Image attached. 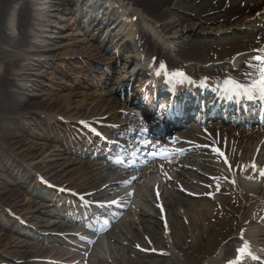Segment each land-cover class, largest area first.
<instances>
[{
  "label": "rangeland",
  "instance_id": "1",
  "mask_svg": "<svg viewBox=\"0 0 264 264\" xmlns=\"http://www.w3.org/2000/svg\"><path fill=\"white\" fill-rule=\"evenodd\" d=\"M31 1L34 2V5L41 11L38 12L36 7H34V10L38 12V18H33L35 15L34 12L36 11L32 12L29 23L25 27V32L28 34L31 43L35 42L37 45L34 47L29 44L20 48H14L9 45L0 44V76L5 74L8 80L16 78L17 80L15 81L13 91L15 95L19 93V100L7 102V108L15 106V104L13 105L12 103L22 104L18 109L19 115L13 116L9 114L8 118V111L6 112V108L5 110L0 109V264H25L23 262L24 257L35 254L32 253L33 245L31 239L16 234L17 230L27 233L31 232L33 227H36L39 234L40 232L42 233V231L48 232V230H50L44 222L38 223V217H42L40 212H38L40 209L50 212V207L48 205L40 204L39 197L47 196L46 189L43 188V181H40V176L45 175L54 183L68 180L69 183L75 184L81 189L96 187L98 190H103L105 182H110L118 178L120 174L126 172H119L114 169H106L103 167L96 169V167H92L90 163H96V161H85L78 156V152H75L72 154L64 153L61 159L57 161L50 157L46 158L45 161H38V163L36 161L37 164L31 167L30 170H32L34 175L39 177V179H33L31 177V172L30 174L27 173L25 176L19 177L11 175L15 165L14 162H12L14 148L11 147L10 144L16 140L13 137L15 132H23L24 129H22L21 125L34 127L40 122V117L44 118L47 123L53 122V115H56L53 113H64L66 117L68 116V122H65L64 119L65 124H58L57 126L62 133L63 129H70L73 126L72 118L79 114H85L91 118L99 116L100 114L110 117H112V115L119 116L118 113H115L124 109L125 105L118 96L110 94L112 89L109 85L112 82H121L126 76L124 61L121 60V63H119L117 67L114 66V57L110 53L105 54L103 59L99 60V54L97 52H99L101 47L99 48V45L92 46L94 42H91L88 36L84 35L83 32L77 28L74 19L70 15H63L58 11L60 6L59 3L56 2L57 0ZM75 1L78 2L80 0ZM120 1L129 4L135 11L141 13L144 17L154 20L142 7L132 0ZM23 3L24 0L14 1L7 15L4 17L5 22L3 30H5L7 34L18 36V24L20 21L18 10ZM113 4H118V0H113ZM260 13L261 11L258 10L251 12L249 18L255 24L252 23V27L249 29L238 28V33L244 35V33L250 32L254 26H262L264 30V17L260 20L256 19ZM153 22L158 27L159 33L162 32L164 35H167L166 31L169 27L166 31L160 28L161 25H164L165 21L154 20ZM233 26H237V22H234ZM254 38V45L246 50L240 49L237 53L245 55L249 52L250 54L248 56L251 57L254 51H264V32L262 34H255ZM154 47L155 54L164 58L170 65L176 64L192 72L202 71L204 69L203 67L208 63L220 60L218 59L199 64L198 62L181 57L176 53L177 48L173 52L166 53V55L160 53V51L162 52V50H165L167 47L163 41ZM49 48L52 50H48ZM124 56L123 54L121 58L124 59ZM252 58L253 57L249 59ZM16 60L19 63L18 67L12 66L10 63ZM245 61L246 63L249 62L247 59H245ZM31 63L35 65L32 70H23L24 68H22V66L25 67ZM248 64L251 65V63ZM89 67L92 68L93 73L85 72ZM100 68L112 70L111 72H113V75L109 79V83H104L105 75H102L103 69ZM99 69L100 71L98 72ZM238 73L241 74L242 72ZM21 77L25 78L24 80L26 82L21 83ZM72 91H74V93L79 92L81 95L69 99L70 104L66 102L68 103L66 106L60 105L59 98ZM57 92L60 94L59 96L54 95V93ZM85 93H88V99L85 98ZM57 104L60 106H57ZM77 104V110H69L72 108V105ZM30 106L34 107L30 109ZM16 107L17 106H15V108ZM55 107L56 110L54 109ZM106 111L109 113H106ZM55 120L56 118H54V121ZM56 123H58V121H56ZM61 127L63 128L61 129ZM253 127L258 128L257 126ZM193 131L190 133V130L186 128L182 133L184 136L182 135L180 141H182V139L185 141L191 137L196 139L199 134L203 135L205 138H210V136L202 134L198 129ZM205 132L207 133L208 131ZM3 137L8 139L7 143ZM72 139H75V137H72ZM184 143L186 144V142ZM260 143H262V141L255 137L246 139L242 147L252 145L259 148ZM49 144L51 145L53 143ZM75 144L76 143L73 141V145ZM16 146L18 147L19 145ZM53 146L62 150L61 145L58 143H54ZM201 152L204 153L205 151L203 150ZM199 157H202V155H198L196 159ZM206 159L211 163L202 167L204 170H201L194 162L189 161L188 157H183L173 160L176 161L177 164L167 161L158 162V165L152 163L146 167L143 166L141 170L137 171L138 174L135 176V179L130 180L129 177L124 179L126 181L130 180V185L132 183V185H135V197L132 203L127 200L123 205L124 215L116 217L117 220L113 223L111 228L106 231L108 233L103 236V239L96 236L88 237L90 240L85 241V247L90 248V246H94L95 249H91L89 252L87 251L83 264H90L89 260L87 261L88 258L91 260V264H133L132 261H130L134 258L131 251L136 248H143L139 239L144 237V239L148 241L153 235H155L157 239L164 237L170 245L171 252L174 254L178 253V250L173 247L174 239L172 229L175 231V229L180 228L178 227L180 225H188L190 220L196 224L200 217V215H196L197 213L191 216L189 210L183 203H179V201H189L192 203L191 200H188V196H186L183 191L185 190L191 193L190 191L195 190H209L203 192L202 197L197 198V200L202 202L213 204L207 205L208 208L206 210H211V213L207 214V219H215V217H217L219 214L217 208H224V204L220 203L221 198L228 196V194H226L227 192L224 190H220L219 192L216 186V184H219V180L215 181L214 174L217 175L219 172L224 171L219 159L211 156H207ZM48 164L52 166L47 167ZM85 164H89L91 168L86 167ZM244 166L245 164H243V167ZM167 167H169V171H165ZM157 169H160L159 172H165L163 174L164 179L161 181V184H158V192H160L159 197L155 196L154 188L149 177V175L155 174L153 171ZM225 169L227 171H225L226 175H232L231 173L233 172L230 168L227 167ZM194 170L200 174L192 173ZM184 175L189 176L188 181H184ZM258 176H263V174L258 173ZM229 179L230 181L226 183L229 188H234L236 190L242 188L240 185H235L236 180ZM248 189L256 191L258 188H247V190ZM160 202L164 204V206H162L166 209L164 210L166 215L162 218L160 217L158 208V204H161ZM255 204H261L260 206L262 207L263 205L264 207V199H260V201H257ZM42 206H44L43 209ZM209 206H212V209L215 211L212 212ZM254 209L257 214L256 216L262 214V210L258 211L257 207ZM241 211V208H239L238 212L241 213ZM156 220L161 222V226L157 229L158 233L143 230L141 222H144V226L151 228ZM58 222H60V220L57 219L53 224ZM46 223L48 224V221H46ZM233 223L236 222H232L231 224ZM255 226L256 225L248 222L243 225L240 232L237 231L234 235L238 236V238L244 235V237L250 240H254V236L255 238H260L258 236H260L261 233L258 229L254 228ZM63 239L66 241L73 240L72 236L67 235H63ZM235 240L236 238H233L228 246L226 242H223L222 245H220V250L218 248L214 254V259L221 261L226 255H230L233 245L239 242ZM231 245L232 248L230 249ZM152 249H154V247H152ZM66 253L67 251L65 250L63 257H68ZM74 253L76 252H71L70 254Z\"/></svg>",
  "mask_w": 264,
  "mask_h": 264
},
{
  "label": "bare ground",
  "instance_id": "2",
  "mask_svg": "<svg viewBox=\"0 0 264 264\" xmlns=\"http://www.w3.org/2000/svg\"><path fill=\"white\" fill-rule=\"evenodd\" d=\"M16 0H0V44H5L12 46L14 48H20L26 45H33L34 47L37 45V43H31V40L28 37V34L25 32V27L29 23V18L32 15L34 2L31 0H24V3L20 6L18 10V17L20 19L19 21V33L18 36H13L10 34H7L4 28V17L7 15L9 8L11 7L12 3ZM134 3L139 5L143 8V10L155 21H165L164 25L160 26L164 31L166 29H169L166 31L167 35H164L162 32L158 33L159 37L162 39L164 44H166L167 48L165 50L160 51V53H163L166 55V53L173 52L177 48V54H179L181 57L195 61L200 63H206L209 61H214L218 59H226L230 58L236 51H239L240 49H248L250 46L254 45L255 43V34H262L264 32L262 26H254L252 30L248 33H244V35H240L238 33V28H251L253 21L249 18L251 15V12L253 11H261V13L256 17V19L260 20L264 17V0H132ZM61 6L63 3H67V7L72 5V0H57ZM68 8L65 11H69ZM138 16H140V19L144 21H147L151 23L154 20H150L149 18L146 19L143 17L142 14L138 13ZM94 19H99V16L92 15ZM103 19L108 18L107 16H102ZM237 22V26H233V23ZM220 23V24H218ZM99 24H103V22H99ZM255 24V23H254ZM215 26V27H214ZM123 27H126V32L129 34L128 39H132L133 41L129 42V44L125 43L122 44L119 47V52L121 54L125 53V49H135L138 46V41L136 39L134 40L133 37H138V40H140L141 45L145 46V48H148V50L153 51L154 46L151 44L150 40L145 36L146 34L137 31V29L132 25L125 24ZM158 31V29H157ZM113 35V33H111ZM145 34V35H144ZM96 40V39H94ZM92 42V41H91ZM101 43V42H100ZM104 48L100 49L98 59H103V56L111 50L112 42L110 41V35L108 39H105L102 41ZM101 43V44H102ZM97 45L98 43H92V46ZM100 45V44H99ZM96 46V47H97ZM117 49L118 46L114 45ZM114 48V54H116L117 49ZM238 49V50H237ZM52 50V49H48ZM125 58L122 59L121 56L118 55L115 60H123L125 63V66L130 63V57L133 55L130 52H126L124 54ZM262 55L261 53H256L254 58L256 59V56ZM121 58V59H120ZM113 62V65L117 67L118 62ZM101 62V61H99ZM121 62V61H120ZM12 66H19V63L16 61L10 62ZM145 64V63H144ZM148 65V62L146 63ZM219 63H214L210 66L209 70L213 68L215 65ZM34 64L26 65L23 70H32ZM220 67V65H218ZM21 69V68H20ZM103 69V68H100ZM98 70V72L100 71ZM129 69H131V66H129ZM112 70H106L103 69L102 75H105L104 83L107 84L110 82V78L113 75ZM211 71H219V69H211ZM88 73H93V70L91 67L88 68ZM209 71H201L200 73L207 74ZM197 74H200L199 72H196ZM129 75V73H127ZM22 76V75H21ZM22 78V77H21ZM25 78L21 79V83L26 82L24 80ZM16 78H11L10 80L7 79L5 74H2L0 76V109L8 111V116L10 115H17L19 107L22 105L21 103H12L13 105L17 106H10L7 108V102H10L11 100H19V93L15 95L13 88L15 86ZM92 81V80H91ZM129 81V80H127ZM170 82V80H169ZM111 88H118V85L115 83H110ZM141 89H144V85L140 86ZM62 89V88H60ZM36 90V89H35ZM54 95L59 96L60 94L54 93ZM81 95L79 92H69L62 97H60V105L68 104L66 102H69V99H73L75 96ZM16 96V98H15ZM85 98L88 99L89 95L88 93H85ZM14 101V102H15ZM38 105V104H37ZM57 104V106H60ZM34 106H30L29 108L32 109ZM56 110V107L54 108ZM53 109V111H54ZM78 109L77 105H72V108L69 109L70 111H74ZM82 109V108H81ZM116 109V108H115ZM114 109V110H115ZM49 110V109H48ZM116 111V110H115ZM105 113V112H104ZM106 113H109L106 111ZM35 114V113H32ZM64 114V113H62ZM66 115V114H64ZM85 114H79L76 116L79 119H81ZM104 114H100L99 116H94L91 119H99ZM37 118V117H36ZM85 120H89V117H85ZM63 117L60 118L62 122H64ZM112 119H114L112 117ZM44 118H39L40 122H43ZM115 120V119H114ZM57 121V120H55ZM39 122V123H40ZM56 123V122H55ZM83 124L88 125L90 122L88 121H82ZM22 129H24L25 132L33 133L32 130L29 129V127L25 125H21ZM207 129L211 134L214 136L210 138L208 141H206L204 138L201 137L200 142H207L211 143L213 145L219 144L221 148L224 150L225 154L228 155L231 162V170L236 175L238 179V185H240L243 180H255L257 176L254 174V169L251 165L248 169L247 167L243 168L242 162L247 161L249 158V161H254L257 164H262L264 162V154L259 152L257 157H254L255 155V147L251 146H245L242 147V144L245 142V139H252L254 137H257L258 139H261L263 141V145L261 146L262 150H264V127L262 128H248V129H234V128H226L220 123L217 122H211L210 124L206 125ZM81 127H78V124H74V129L68 128V132L76 135ZM75 130L76 132H74ZM52 132L55 133V140L57 143H62V151L54 150L51 157L53 160L57 161L61 158V156L64 154V152H68L67 143H64L62 138L60 137L59 130L52 129ZM180 133V132H179ZM218 133V134H217ZM167 133L166 135H168ZM225 136H224V135ZM226 137L230 140H224V142H221L222 139L220 138ZM73 136V135H72ZM71 136V137H72ZM13 137L16 139L14 142L10 144L11 147L15 148L16 145H19L18 151L20 153H17L15 151V154L18 158L24 160L23 157V150L24 148H27L30 150V147L34 146L32 144V141H30V137H33V135H28L25 137L24 133H14ZM8 142V139L3 137ZM4 141V142H5ZM231 141V143H230ZM37 144V141H35ZM13 144V146H12ZM30 144H32L30 146ZM191 144H188L189 146ZM239 145V146H238ZM176 146V145H174ZM183 146H177L178 148L184 147ZM24 147V148H23ZM23 148V149H22ZM36 148V146H35ZM34 149V148H33ZM32 149V151H33ZM41 149V146H37L36 153ZM28 150V151H29ZM47 150H50L48 148ZM186 156L188 157V160L191 162H194L196 166H199L201 170H204V168L207 165H209L211 162L206 159L207 156L219 158L216 152H211L207 149H205L204 153H202L200 150L193 149L191 147L190 150L184 149ZM28 151H25L28 152ZM72 151V148H71ZM175 151H179L175 150ZM251 152L252 157H248V153ZM33 151V154H36ZM184 154V155H185ZM201 156L198 159H196L197 156ZM205 157H204V156ZM245 155V156H242ZM20 156V157H19ZM27 156V155H26ZM25 157V156H24ZM201 159V160H199ZM52 166V165H47ZM192 173L200 174L197 171H192ZM125 175H122L124 177ZM197 176V175H194ZM200 178V177H198ZM156 178L153 179V181L156 182ZM189 176L184 175V181H188ZM116 181H113L111 185H113ZM222 190L226 191L228 196L221 198L220 203L224 204V208L222 209L217 208V212L219 214L215 219H207L208 213H211V210H206L208 208V204L213 205L211 203L202 202L200 200H197V197H200L202 195V191H209L207 189H201L199 191H190L195 192L196 196H193L195 194L189 193L187 191H183L186 196H188V200H191V202H181L183 205L189 210V214L191 216L195 213L196 215H200L198 218V222L193 223L192 220H190V223L187 225H180L173 230V247H175L178 250V253L174 254L170 250V245L166 241L164 237H161V239H157L155 235L151 236L150 239L147 241L142 237V239H139L141 242V245L145 247V250L141 249H134L131 251L132 255H134V258H132L133 264H213L211 263L214 258V254L222 245L223 242H226V245L228 246L231 243V240L233 238H237L234 234L239 231L243 225L247 224L248 222L254 224H257V220H259V216H256L255 213V207H257L258 211L264 210V207H262L259 204H255L257 201H260V199H264V187L259 188L258 190H249L246 191L245 189L239 188L238 190L234 188H228L227 186H223ZM198 193V195H197ZM193 194V195H192ZM195 200H194V199ZM243 202V203H241ZM247 202V203H244ZM231 203V204H230ZM212 209V206H209ZM239 208H241V213L238 212ZM199 209V210H197ZM166 210V209H165ZM215 210L212 209V212ZM260 215V214H259ZM232 222H236L231 224ZM141 226L144 231H150V232H157V229L161 226V222L159 220H156L152 227L144 226V222H141ZM10 229V228H9ZM262 230V228H260ZM17 232V231H16ZM158 233V232H157ZM172 233V232H171ZM30 236H33L31 234ZM34 236H37L34 234ZM132 240V239H131ZM41 239L38 237L35 238L32 253H38V254H49L50 248H58L60 247L59 244L56 243L55 239H50L46 243L48 247L42 248ZM151 244L147 247V245ZM154 249H152V247ZM232 248V245L230 249ZM233 253V249H231L230 255H226L223 258V261L230 259ZM55 254H59L56 252ZM29 256H25L24 259L27 260Z\"/></svg>",
  "mask_w": 264,
  "mask_h": 264
},
{
  "label": "snow or ice",
  "instance_id": "3",
  "mask_svg": "<svg viewBox=\"0 0 264 264\" xmlns=\"http://www.w3.org/2000/svg\"><path fill=\"white\" fill-rule=\"evenodd\" d=\"M258 60L261 61V64L262 66L259 68V79L258 81L256 82V88L259 90V91H262L264 92V57H257ZM177 75H180V76H183L182 73L180 74H177ZM229 84L233 85V86H236L237 85V82L236 81H229ZM242 87V86H241ZM244 91H249V89H244ZM167 154V150H162L161 151V155L164 156ZM253 167H255V165H253ZM238 253L240 255V257H243L244 255L248 254V249L247 247L245 246L244 248L242 249H238ZM233 264H238V262H233Z\"/></svg>",
  "mask_w": 264,
  "mask_h": 264
}]
</instances>
